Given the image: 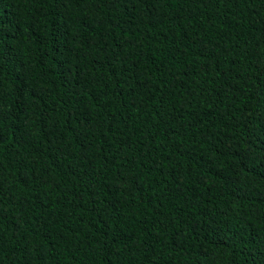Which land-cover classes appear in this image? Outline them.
<instances>
[{
  "label": "trees",
  "instance_id": "trees-1",
  "mask_svg": "<svg viewBox=\"0 0 264 264\" xmlns=\"http://www.w3.org/2000/svg\"><path fill=\"white\" fill-rule=\"evenodd\" d=\"M0 264H264V0H0Z\"/></svg>",
  "mask_w": 264,
  "mask_h": 264
}]
</instances>
